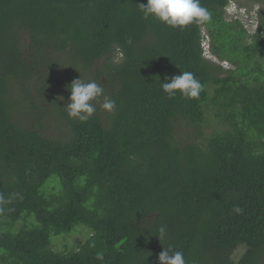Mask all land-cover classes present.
Listing matches in <instances>:
<instances>
[{
  "label": "trees",
  "instance_id": "16d2710c",
  "mask_svg": "<svg viewBox=\"0 0 264 264\" xmlns=\"http://www.w3.org/2000/svg\"><path fill=\"white\" fill-rule=\"evenodd\" d=\"M232 1L171 27L147 0H0V264H264V0L252 30ZM183 71L198 98L162 90ZM78 78L115 109L70 117Z\"/></svg>",
  "mask_w": 264,
  "mask_h": 264
},
{
  "label": "clouds",
  "instance_id": "9594fccd",
  "mask_svg": "<svg viewBox=\"0 0 264 264\" xmlns=\"http://www.w3.org/2000/svg\"><path fill=\"white\" fill-rule=\"evenodd\" d=\"M233 3H230L228 12L232 15L239 12L231 11ZM140 10L145 19L150 16L171 27H185L190 24H204L212 20V13L204 7L200 0H147L146 4H140ZM127 43L131 44V38ZM167 82L161 83L162 90L169 98H174L179 92L182 96L189 99H196L203 91L204 85L196 78L194 73L183 71L179 75L165 78ZM71 95L67 104V112L70 117L79 118L81 121L89 119L96 111L93 101L104 96V88L95 80L84 81L81 78L75 79L70 84ZM116 102L104 96L101 107L112 112ZM240 213L242 209L238 206L233 209ZM159 239L161 240L166 233V226L159 228ZM102 259V254L98 255ZM160 264H187L182 251H173L171 246L164 248L158 254Z\"/></svg>",
  "mask_w": 264,
  "mask_h": 264
},
{
  "label": "rangeland",
  "instance_id": "374dc122",
  "mask_svg": "<svg viewBox=\"0 0 264 264\" xmlns=\"http://www.w3.org/2000/svg\"><path fill=\"white\" fill-rule=\"evenodd\" d=\"M242 3H244V4H247L248 6L247 7H245V8H239L238 9V3L236 2V1H232V3H233V6H232V8H231V11L233 12V14H234V12H239V15L238 16H240L241 17V19H243V20H247V19H249L248 21H249V24H250V26L248 25V28H249V30H252V28L254 27V25L255 24H253L252 22H251V20H250V17L253 15V16H256V13H255V11L257 10V5L255 6L254 5V0H240ZM250 7H253V10L250 12V13H248V9L250 8ZM216 60V59H215ZM223 65H224V67L225 68H227V67H230V63L229 62H223ZM75 231V229L74 230H72V232H74ZM82 240V239H81ZM245 249L244 248H240L239 250H238V253H242L243 251H244Z\"/></svg>",
  "mask_w": 264,
  "mask_h": 264
}]
</instances>
